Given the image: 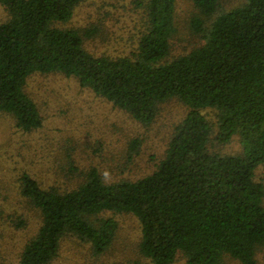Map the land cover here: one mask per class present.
Wrapping results in <instances>:
<instances>
[{"label":"trees","instance_id":"trees-1","mask_svg":"<svg viewBox=\"0 0 264 264\" xmlns=\"http://www.w3.org/2000/svg\"><path fill=\"white\" fill-rule=\"evenodd\" d=\"M81 1L0 0L6 12L0 21V113L25 132L42 126L26 92L35 73L74 77L143 125L170 99L188 111L154 170L135 180L107 182L90 168L74 187L60 189L43 187L23 171L18 191L40 223L16 264H49L68 235L102 254L117 230L115 219L103 216L107 212L138 219V249L151 264H172L178 253L186 264H223L225 257L257 264L264 245V0H243L214 18L218 0H193L190 28L203 42L171 58L178 0H134L143 29L136 50L116 57L85 49L91 30L63 26ZM204 109L215 112L216 142L238 135L240 153L208 149L213 131ZM138 147L132 140L130 153ZM19 214L7 215L17 229L26 226Z\"/></svg>","mask_w":264,"mask_h":264},{"label":"rangeland","instance_id":"rangeland-1","mask_svg":"<svg viewBox=\"0 0 264 264\" xmlns=\"http://www.w3.org/2000/svg\"><path fill=\"white\" fill-rule=\"evenodd\" d=\"M218 3L213 18L218 12L239 6L243 0H218ZM196 11L193 0L177 1L176 31L170 40L169 58L203 42L190 28V18ZM5 18L6 12L0 5V21ZM63 26L91 30L83 45L94 55L124 56L136 50L143 14L134 0H82ZM26 92L39 109L40 128L22 131L11 115L0 113V210L3 211L0 264L17 263L21 247L40 223L37 210L18 191V178L23 171L43 187L55 185L60 189L74 187L90 168H96L107 182L135 180L154 170L175 124L188 111L182 102L170 99L159 106L152 123L143 125L90 89L81 87L74 77L60 73L31 75ZM202 113L212 125L208 149L223 154L240 153L239 136L219 144L214 138V110L204 109ZM135 139L139 147L136 153H130L129 144ZM261 175L258 168L256 178ZM14 212L25 217V227L17 229L7 221V215ZM103 216H111L117 222L114 239L105 252L95 255L90 244L68 235L62 238L58 254L49 264H151L138 249L141 238L138 219L130 213L107 212ZM256 260L257 264H264V245L257 250ZM172 264H186L184 256L178 253ZM223 264L241 263L225 257Z\"/></svg>","mask_w":264,"mask_h":264}]
</instances>
